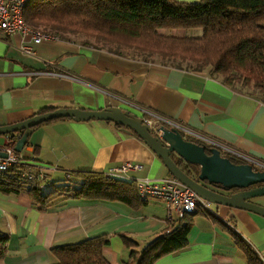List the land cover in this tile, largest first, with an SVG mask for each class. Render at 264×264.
Returning <instances> with one entry per match:
<instances>
[{
  "label": "crops",
  "instance_id": "obj_1",
  "mask_svg": "<svg viewBox=\"0 0 264 264\" xmlns=\"http://www.w3.org/2000/svg\"><path fill=\"white\" fill-rule=\"evenodd\" d=\"M190 35L199 37L202 30L191 29ZM23 43L30 38L18 32L0 38V126L59 107L114 106L138 117H145L143 109H148L264 161V101L257 92H242L239 84L223 83L209 67L179 68L156 58L119 54L70 34L33 45L32 55L22 51ZM6 134H0V143ZM13 134L18 138L20 132ZM19 153L27 167L47 168V189L73 177V171L107 173L124 163L142 167L115 178L159 181L172 176L147 143L106 120H49L32 131ZM212 206L215 217L201 209L194 213L188 246L154 264H251L243 244L264 264V216ZM167 219L165 202L155 198L131 208L118 201L60 196L41 212L27 193L0 191V229L7 232L0 264H52L51 248L101 236L109 239L105 258L124 264L130 249L120 235L135 240L140 249Z\"/></svg>",
  "mask_w": 264,
  "mask_h": 264
},
{
  "label": "trees",
  "instance_id": "obj_2",
  "mask_svg": "<svg viewBox=\"0 0 264 264\" xmlns=\"http://www.w3.org/2000/svg\"><path fill=\"white\" fill-rule=\"evenodd\" d=\"M23 16L31 27L42 26L59 37L82 36L84 44L108 47L119 54H128L124 52L128 50L142 59L156 57L163 64L179 68L209 67L223 83L232 87L239 84L242 92H257L264 101V0H28ZM195 28L202 30L201 36L168 34L173 29ZM60 119L71 118L54 120ZM229 158L234 163L241 162ZM175 162L189 175L199 174V165L185 164L180 159ZM21 172L20 166L14 165L0 173V191L27 193L41 212L60 196L118 201L131 208L146 202L139 195L136 181L117 179L104 172L76 170L73 177L52 182L46 191L47 180L42 184L24 181ZM193 215L167 219L162 231L140 249L135 240L120 235L130 249L124 264H154L162 256L187 247ZM108 241V236H101L55 246L50 250L56 259L52 264H111L103 253ZM243 246L250 263L259 264ZM6 248L4 237L0 240V258Z\"/></svg>",
  "mask_w": 264,
  "mask_h": 264
},
{
  "label": "water",
  "instance_id": "obj_3",
  "mask_svg": "<svg viewBox=\"0 0 264 264\" xmlns=\"http://www.w3.org/2000/svg\"><path fill=\"white\" fill-rule=\"evenodd\" d=\"M66 117L76 121L106 120L121 125L125 131L134 132L147 143L162 159L169 173L201 198L212 204L245 209L264 216V206L251 201L264 196V171L254 170L246 162L234 163L230 158L221 156L218 149L185 140L179 132L166 130L164 126L158 128L161 132V136H158L142 117L121 107L109 106L98 110L59 107L38 113L21 122L0 126V134L20 132L15 150L21 152L34 126ZM0 156L4 154L0 153ZM175 159H180L185 164L199 165V174L189 175L177 165ZM235 188L239 190L231 192Z\"/></svg>",
  "mask_w": 264,
  "mask_h": 264
},
{
  "label": "built area",
  "instance_id": "obj_4",
  "mask_svg": "<svg viewBox=\"0 0 264 264\" xmlns=\"http://www.w3.org/2000/svg\"><path fill=\"white\" fill-rule=\"evenodd\" d=\"M28 0H0V38L6 39L13 33H20L22 37H29L30 43H23L21 49L26 54H34L33 45L42 41L56 39L58 36L53 35L43 29L29 26L24 21V9ZM145 117L144 122L152 129L153 133L161 136L158 130L160 126H164L166 130H175L182 135L185 140L193 141L198 144L205 145L207 148H216L220 155L224 157H232L241 162L249 163L254 170L264 171V161L238 151L232 146L225 144L213 137L202 134L187 124L163 116L155 111L143 109ZM17 138L6 134L3 143H0V173H5L12 166L18 165L22 169L21 176L24 181H38L41 184L48 179L47 168L44 166H35L36 169L27 167L29 164L25 162L23 156L15 150ZM31 165V164H30ZM141 164L124 163L119 167L113 168L107 175L111 177L122 178L120 172L128 169H140ZM140 197L143 200L155 198L162 200L166 204L168 219H178L186 214L195 213L198 209L216 216L217 213L212 203L201 198L190 187L182 184L175 177L170 176L156 181L149 178H140L136 180ZM231 226L230 224H227ZM7 238V232L0 229V240Z\"/></svg>",
  "mask_w": 264,
  "mask_h": 264
},
{
  "label": "rangeland",
  "instance_id": "obj_5",
  "mask_svg": "<svg viewBox=\"0 0 264 264\" xmlns=\"http://www.w3.org/2000/svg\"><path fill=\"white\" fill-rule=\"evenodd\" d=\"M36 28L43 29L42 26H38ZM160 32L162 34L163 33H168L167 30H160ZM168 34H171L172 36H189L190 35V30H188V29L174 30L173 29V30H170V32ZM79 37L82 40L85 39V37H82V36H79ZM124 52L130 54V51H128V50H124ZM154 58H156V57H154ZM46 190H47V188L44 189V191H46ZM256 198H258L257 199V200H259L258 202H261L262 204H264V196H260V197H256ZM256 198H254V199H256ZM52 263H56V259L55 258L52 259Z\"/></svg>",
  "mask_w": 264,
  "mask_h": 264
},
{
  "label": "flooded vegetation",
  "instance_id": "obj_6",
  "mask_svg": "<svg viewBox=\"0 0 264 264\" xmlns=\"http://www.w3.org/2000/svg\"><path fill=\"white\" fill-rule=\"evenodd\" d=\"M220 190V189H219ZM239 190V188H235L234 190H231V192H236V191H238ZM220 191H222V190H220ZM223 192V191H222ZM230 192V193H231ZM251 201H254L255 202V199L253 198V199H251Z\"/></svg>",
  "mask_w": 264,
  "mask_h": 264
},
{
  "label": "bare ground",
  "instance_id": "obj_7",
  "mask_svg": "<svg viewBox=\"0 0 264 264\" xmlns=\"http://www.w3.org/2000/svg\"><path fill=\"white\" fill-rule=\"evenodd\" d=\"M231 159V158H230Z\"/></svg>",
  "mask_w": 264,
  "mask_h": 264
}]
</instances>
